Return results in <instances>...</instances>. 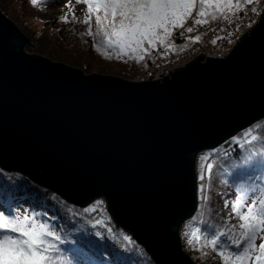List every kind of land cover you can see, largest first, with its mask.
<instances>
[{
    "label": "water",
    "instance_id": "95a60500",
    "mask_svg": "<svg viewBox=\"0 0 264 264\" xmlns=\"http://www.w3.org/2000/svg\"><path fill=\"white\" fill-rule=\"evenodd\" d=\"M29 42L0 6V169L77 207L104 199L156 264H196L180 228L197 157L264 119V11L225 57L160 79L86 74Z\"/></svg>",
    "mask_w": 264,
    "mask_h": 264
},
{
    "label": "trees",
    "instance_id": "16d2710c",
    "mask_svg": "<svg viewBox=\"0 0 264 264\" xmlns=\"http://www.w3.org/2000/svg\"><path fill=\"white\" fill-rule=\"evenodd\" d=\"M54 1L37 0L34 5L31 0H0L4 13L31 33L32 44L29 49L32 52H39L54 59H64L86 72L109 71L127 78H132L134 72L145 68V64L148 66L163 52L162 45L159 46L160 51L146 45L151 55L140 62L131 61L129 55L126 57L122 55V58L117 59L113 54L111 59L105 58V55L93 46L92 37H81L79 34L71 38L65 33L62 24L52 26L40 18ZM99 41L100 37L97 36L95 40L97 47ZM191 43L192 40L186 38L175 39L176 45L189 46ZM184 48L169 47L167 52L181 51ZM256 124H264V119ZM256 124L250 128H254ZM245 131L234 137H241L239 144L232 138L217 148L218 152L212 149L198 155L196 167L198 208L194 216L180 228L184 250L196 264H222L219 249H213L208 241L217 231L238 233V230L231 229L232 224L239 223L235 212L232 211L235 200L238 196H243L245 191L250 197L258 194L260 188H264V169L251 165L244 168L234 167L240 159L249 154L252 155L253 163L264 158V153L259 151L260 148H264V142L249 145L243 139ZM254 134L264 135V129H256ZM241 144L244 146L241 147ZM249 149H252L251 153ZM208 153L211 155H206ZM202 156L205 158L201 159ZM201 175L204 177L203 180L200 179ZM201 184L205 185L203 193L200 189ZM252 189L256 192L250 191ZM203 195H207V201L202 200ZM98 200L104 201V205L100 206L104 209L103 212L84 213V208L72 205L23 175L0 169V211L8 213L19 209L27 211L26 213H39L41 220L54 224L58 230L62 229L61 235L67 236V242L60 245L63 253L62 264H156L131 233L115 224L106 201ZM226 202L228 207H225ZM96 220H101L102 224L93 227ZM108 229H111V233ZM97 231L102 233L103 238L94 235ZM86 234L87 239L92 241L91 244L82 243L81 238ZM123 235L131 236L136 246L124 241ZM221 239L223 244L227 245L225 252L238 251L227 237ZM188 241H191V244ZM205 252L208 253L207 256H203Z\"/></svg>",
    "mask_w": 264,
    "mask_h": 264
},
{
    "label": "snow or ice",
    "instance_id": "6c2138e0",
    "mask_svg": "<svg viewBox=\"0 0 264 264\" xmlns=\"http://www.w3.org/2000/svg\"><path fill=\"white\" fill-rule=\"evenodd\" d=\"M31 2L35 5L37 0ZM75 3L87 6L84 18L75 15L73 6L70 9L71 19L69 14L65 13L58 17L59 22L69 24L75 21L87 25L80 36L92 37L93 46L105 55V58L111 59L114 54L115 58L120 59L124 54L136 59L137 62L151 55L146 45L157 51H160L159 46L162 45L164 47L161 54H166L169 47H187V45H176L175 39L177 36H184L185 32L193 33L197 30V26H210L212 21L220 18L228 19L229 15L237 16L241 12L260 15L264 11V8L258 7L264 4V0H75ZM72 4L73 0H67L63 7ZM93 21L95 31H93ZM97 36L100 37L98 47L95 44ZM187 39L199 41L201 37L190 35ZM217 39H228V37H217ZM216 42V39L212 41L213 44ZM102 49L106 51H101ZM134 53L135 56L132 55ZM256 129H264V124H256L254 128L247 129L243 134V139L249 145L264 142V135L254 134ZM240 141L241 137L234 138V142L239 144ZM243 146L241 144V147ZM215 151L218 152L219 149ZM259 151L264 153V148H260ZM249 152L251 153L252 149H249ZM249 165L264 169V158L253 163L252 155L249 154L240 159L234 167L244 168ZM200 179H204L203 175ZM204 188L205 185L201 184L202 193ZM250 191L256 192L255 189ZM201 198L208 200L207 195ZM102 205L104 201L97 200L90 207L84 208L83 212H103L104 209L100 207ZM225 207H228L227 202ZM232 211L235 212L239 223L232 224L231 229L238 230V233L217 231L208 243L213 249H219L218 254L222 258V264H264V188H260L258 194L250 197L247 191L243 196H238ZM100 224L102 221L96 220L93 227ZM62 231L54 224L41 220L39 213L0 211V264H62L63 253L60 245L67 242V236L61 235ZM108 231L111 233V229ZM87 235L82 237L81 241L91 244L92 241L87 239ZM94 235L103 238L99 231ZM222 237H227L238 251L225 252L227 245L223 244ZM122 239L129 245L136 246L131 236L123 235ZM188 243L191 244V241ZM207 255L208 253H203V256Z\"/></svg>",
    "mask_w": 264,
    "mask_h": 264
},
{
    "label": "rangeland",
    "instance_id": "374dc122",
    "mask_svg": "<svg viewBox=\"0 0 264 264\" xmlns=\"http://www.w3.org/2000/svg\"><path fill=\"white\" fill-rule=\"evenodd\" d=\"M66 3H67V0H55L54 3H52L45 10L44 15H41L40 18L43 21H48L50 24H52V26H57L59 23L62 24L65 33L69 37L74 38V37L78 36L81 32H83L87 28V25H84L82 23H77L75 21H73L72 23H69V24H65V23L59 22L58 17L61 16V15H63V14H65V13H68L69 14V19H71L72 12L70 11V9H72L73 6H74L75 15L78 16V17H80L81 19H83L84 16H85V14H86V11H85L86 8H85L84 4H82V3L81 4H76L75 3V0H73V4L70 5L69 7H63V5H65ZM258 7L264 8V4H262V5L258 6ZM253 16L255 17V19L258 17V15H255V14H253ZM9 18H11V17H9ZM220 19H223V18H220ZM220 19H218V20H220ZM12 20L19 26V28L21 29V31L30 39V42L26 45V50L28 52H31V53H39V52H32L29 49V47L32 44V35H31V33H29L27 30H25L17 21H15L14 19H12ZM215 21H217V20H215ZM251 21H254V19H251ZM251 21H249L247 23V25L244 27V29L250 27L249 25H251ZM186 51L187 50L183 49L180 52H186ZM230 51L231 50H229L228 53ZM177 52H179V51H177ZM188 53L189 52H187L186 54L180 56V59L182 61L179 62L178 64H176L174 67H171V70H175L176 68H178L180 66H185L186 64H188L189 62H191V61H193V60H195L197 58V56L195 57L194 51L191 52V53H189V54ZM40 54H42V53H40ZM42 55H44V54H42ZM122 55H124V54H122ZM132 55L135 56L136 54L134 53ZM44 56H47V55H44ZM124 56L126 57L128 55H124ZM47 57H49V56H47ZM49 58H51L52 60H55V61L65 62V63H67V64H69L71 66L79 67L78 65H75V64H73L71 62L68 63V61H65L64 59H54L52 57H49ZM164 59L165 58H163V55L162 54L161 55H158L152 61V63H150L147 67H145V68H143V69H141L139 71L134 72L132 78H127V77H123V76H120V75H116L114 73H110L109 71H106V72H99V71L86 72L85 71V73L86 74H91V73L96 72V73L107 74V75H116V76H120V77L129 79V80H133V81H139V80L149 79V78L152 77V75H155V73H152V75H150V72H153L154 70H156V68H154L152 65L154 63H157L158 61L164 60ZM130 60L133 61V62L136 61V59H133V58H131ZM165 63L172 65L174 63V61L172 62L171 60H168V61H165L164 64ZM79 68H81V67H79ZM17 211H19L21 213H26L27 212L25 210H19V209L15 210V212H17Z\"/></svg>",
    "mask_w": 264,
    "mask_h": 264
},
{
    "label": "built area",
    "instance_id": "2783aa9c",
    "mask_svg": "<svg viewBox=\"0 0 264 264\" xmlns=\"http://www.w3.org/2000/svg\"><path fill=\"white\" fill-rule=\"evenodd\" d=\"M251 19L250 12L248 14L243 12L237 16H231L226 20L211 23L210 26H198L196 33L201 35V39L192 50V52L194 51L195 53V57L200 54L204 55L205 52L206 56L222 58L224 56L225 47L230 43L229 40L234 41L239 38L241 32L248 31L249 28L244 29V27L249 21H251ZM237 28L239 30H237ZM225 36H227L228 39H217V37ZM214 39L217 41L215 44L212 43ZM168 60H171L172 62L174 61V63L172 65L167 63L164 64V62ZM181 61L180 56H178V54H174L169 58H165L164 60L154 63L152 66L156 68V70L150 72V75L155 73V75H152L151 78L156 79L168 75L171 71V67H174Z\"/></svg>",
    "mask_w": 264,
    "mask_h": 264
}]
</instances>
